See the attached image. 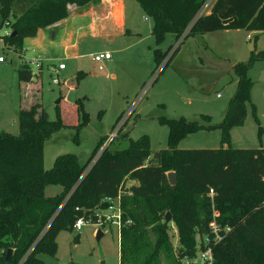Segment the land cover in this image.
Instances as JSON below:
<instances>
[{
	"label": "trees",
	"instance_id": "obj_1",
	"mask_svg": "<svg viewBox=\"0 0 264 264\" xmlns=\"http://www.w3.org/2000/svg\"><path fill=\"white\" fill-rule=\"evenodd\" d=\"M98 1L0 0V30L4 26L13 33L4 43L20 53L24 39L65 20L69 6ZM136 2L151 21L156 47L167 36L173 41L181 38L183 44L188 38L223 30L264 32V0H215L208 14L200 13L206 0ZM176 51L167 58L168 51L154 49L151 85ZM257 60L264 61V51L231 68L236 89L219 124L209 125L208 116L199 117L208 125L184 118L163 119L159 124L168 129L164 150L152 152L147 136L137 140L123 136L110 149L105 147L87 172L105 140L96 144L83 164L77 156L63 154L54 159L51 169L42 166L45 141L62 128L78 131L88 124L81 101L74 103L77 117L70 126L62 121L61 100L53 121L38 101L20 109L18 134L0 130V250L11 251L8 261L6 254H0V264H42L40 255L55 256L59 233L72 232L78 219L97 224L95 215L107 209L105 200L118 194L122 222L118 264H181L184 258H193L203 250L195 238L208 234L213 210L229 232L212 247L209 264H264V149H234L229 144L230 130L242 126L246 118L253 86L247 74ZM40 76L41 68L35 75L24 64L17 69L20 83H32ZM79 80L76 76L75 85ZM202 130L218 131L220 147L178 149L182 140ZM168 173L176 176L174 188L168 184ZM128 181L136 185L126 187ZM47 186L61 191L46 197ZM167 213L176 229L178 249L172 245L169 223L164 224Z\"/></svg>",
	"mask_w": 264,
	"mask_h": 264
},
{
	"label": "rangeland",
	"instance_id": "obj_2",
	"mask_svg": "<svg viewBox=\"0 0 264 264\" xmlns=\"http://www.w3.org/2000/svg\"><path fill=\"white\" fill-rule=\"evenodd\" d=\"M113 16L115 20H123V26L121 31H116L114 27L109 38L99 39L82 32L75 34L78 44L76 59L64 60L58 55L62 49L61 36L53 42L55 51L48 58L33 54L30 49L19 54H4L5 60L0 64L1 131L17 135V113L20 107L28 108L36 101L41 104L48 119L53 121L56 117L55 103L61 100L62 121L67 126L76 122V100L81 101L82 110L88 116V124L78 131L62 128L45 141L44 170L51 169L54 159L63 154L75 155L83 164L96 144L108 138V149L113 141L123 136L131 140L147 136L152 152L164 150L168 129L159 124L163 119L184 118L208 125L201 118L197 120L199 116L207 115L211 123L218 122L235 91L232 72L226 69L225 72L212 73L196 68L195 75L187 73L186 69L196 64L198 67L210 68L219 66L220 62H224L226 67L246 63L251 55L264 51V32L244 30L218 31L204 34L202 39L198 38L200 36L194 37L200 46L191 38L183 44H180V38L168 45L167 36L156 47L150 34L151 21L136 0H124L123 17L120 8H116ZM52 29L56 28H48ZM67 30H70L68 26ZM5 31L8 29L3 26L0 34ZM255 37L252 51L249 45ZM156 48L161 53L168 51L167 58L173 51H177L156 83L151 85L150 72L154 68L152 53ZM99 52H108L111 60L93 63L91 58ZM35 58L41 60L40 78H33L29 85L19 83V65H22L23 60ZM59 63L65 65V70L59 73L58 85H54L52 81L55 75L50 69L56 68ZM173 68L179 69L180 75ZM30 70L33 75L38 73L35 66L30 67ZM247 75L253 83L250 103L246 107V118L242 126L230 130L229 144L234 149H264V61H254ZM76 76L80 80L75 85ZM29 87L30 94L27 91ZM219 141L218 131L202 130L182 140L178 149H217L221 145ZM133 184L128 181L126 187ZM60 191L59 187L47 186L44 195L54 197ZM168 223L172 245L178 249L176 229L171 220ZM97 231L102 234L98 240ZM55 243V256L40 255L42 264H118V230L109 224L104 227L85 224L80 231L61 232ZM0 254L5 255L4 249L0 250Z\"/></svg>",
	"mask_w": 264,
	"mask_h": 264
},
{
	"label": "crops",
	"instance_id": "obj_3",
	"mask_svg": "<svg viewBox=\"0 0 264 264\" xmlns=\"http://www.w3.org/2000/svg\"><path fill=\"white\" fill-rule=\"evenodd\" d=\"M99 1L96 4H89V5L82 7V8L69 6L68 17L65 20H63L62 22L54 25L53 27H55L56 29H52L53 31L48 30V28L43 29V30H38L36 35L33 38L24 39L22 51H25V49L26 50L30 49V52L33 54H40V55L44 56L45 58L51 57L55 51L53 42L55 41L56 37L61 36L62 40L60 41V43H61L62 49H61V51L58 52V55L64 60L70 59V58L76 59V57H78L77 56L78 44H77V38H75L76 33L82 32L84 34L90 35L91 37H95V38H99V39H105V38L110 37V35L113 33L114 27L117 28L116 31L117 30L121 31V27L123 26V20L122 21H121V19L115 20L113 15H114V12L116 11V8H120L121 18L123 17V2H124V0H99ZM212 3L208 6L207 12H205L204 14H208ZM77 10H79V11H77ZM82 20H84V22H81ZM88 22H90V23L87 24ZM79 24H80V26H79ZM67 26L70 29L69 31L67 30ZM70 31H72V32H70ZM202 36H200L198 38L202 39ZM191 40L196 42V45L197 44H199V46L201 45L197 41L196 38H191ZM172 41H173L172 37H169L168 45H170L172 43ZM163 53H164V51H163ZM196 58L199 59L198 57H196ZM59 64H63V63H59ZM218 65L219 66L214 65L210 68H204V66L198 67L196 64V65H192L191 67H188L186 69V72L190 73V74L195 73V75H197V73L195 72L196 68H201L203 70H207V71H210L212 73H215L216 71H224L225 72L226 69L231 71V68L234 66V65H232V66L226 67L224 62H220V64H218ZM41 68H42V65H41ZM174 69L177 71L179 70V69L173 68V70ZM182 74L184 76L183 72H182ZM232 76L235 79L234 82L232 81V84H235L234 87L236 89L237 80L233 74H232ZM217 78L218 77H216V79ZM214 79H215V77L212 76V80H214ZM29 84H31V83H28V85ZM29 89H30V87L27 88V91ZM28 94H30V90L28 91ZM20 109H26V107L23 106V107H20ZM223 113H224L223 116H221L220 120L216 123H211V118L208 116L209 120H210L209 125L219 124L222 121V119L226 113V108H224ZM199 117L197 120H199ZM133 185H136V184L134 183Z\"/></svg>",
	"mask_w": 264,
	"mask_h": 264
},
{
	"label": "built area",
	"instance_id": "obj_4",
	"mask_svg": "<svg viewBox=\"0 0 264 264\" xmlns=\"http://www.w3.org/2000/svg\"><path fill=\"white\" fill-rule=\"evenodd\" d=\"M211 4V0H206L205 4L200 10V13L203 14L204 11L208 8V6ZM11 32L8 29V31H5L4 33L0 34V64L4 62L5 57L4 54L6 52H13L15 53L11 48L5 45L4 39L8 36H10ZM21 53V52H20ZM111 59V55L108 52H100L95 54L91 61L94 63H101V62H107ZM22 64L26 65L27 67H33L35 66V69L38 71L39 68H41V60L35 58L31 60H23L21 62ZM65 69L64 64H58L56 68L50 69V72L55 75V79L52 81L54 85H58L59 80V73ZM32 72V71H31ZM35 75V74H34ZM110 142V138L106 139L104 143L101 146V149L98 151L96 156L93 158V160L90 162L88 167L86 168L85 172L88 171V169L95 163L97 158L99 157L101 151L108 146ZM209 195H212V192H209ZM120 194H118L115 198H108L105 201L108 203L107 209L102 211L101 213H97L95 216L97 217V224L92 225H98L104 227L105 224H109L110 226L116 227V229L119 230L122 226L121 218H120ZM85 224H90V220H84V219H78L75 221L73 225V230L80 231L82 227ZM125 224H129V222H126ZM207 232L208 234L206 236H196L195 240L202 245L203 250L196 252L195 256L193 258H184L182 260L181 264H209L212 261V254L211 249L212 247L216 246L218 243L222 241V239L225 237V235L229 232V229L227 226H222L219 222V214L216 211H212L211 215V221L207 225Z\"/></svg>",
	"mask_w": 264,
	"mask_h": 264
},
{
	"label": "water",
	"instance_id": "obj_5",
	"mask_svg": "<svg viewBox=\"0 0 264 264\" xmlns=\"http://www.w3.org/2000/svg\"><path fill=\"white\" fill-rule=\"evenodd\" d=\"M11 35H13V33H11ZM253 42H254V39H251L250 41V45H249V50L251 49L253 51ZM166 52V50L164 51ZM55 105H58V101L55 103ZM167 177V181H168V184L174 188L175 184H176V176L174 173H168L166 175ZM170 221V215L169 213H167L164 217V224H167L168 222ZM102 236V234L100 233V231H97L96 233V239L98 240L100 237ZM10 257V250L7 251L6 253V256H5V261H8Z\"/></svg>",
	"mask_w": 264,
	"mask_h": 264
}]
</instances>
